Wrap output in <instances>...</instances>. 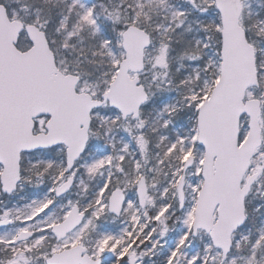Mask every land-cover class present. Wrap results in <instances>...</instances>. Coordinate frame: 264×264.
<instances>
[{
	"label": "snow or ice",
	"instance_id": "obj_1",
	"mask_svg": "<svg viewBox=\"0 0 264 264\" xmlns=\"http://www.w3.org/2000/svg\"><path fill=\"white\" fill-rule=\"evenodd\" d=\"M0 264H264V0H0Z\"/></svg>",
	"mask_w": 264,
	"mask_h": 264
}]
</instances>
